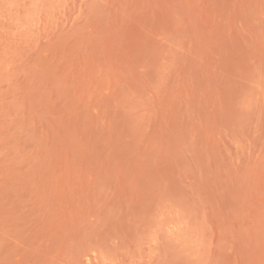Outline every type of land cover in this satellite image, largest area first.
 <instances>
[{"label":"rangeland","instance_id":"1","mask_svg":"<svg viewBox=\"0 0 264 264\" xmlns=\"http://www.w3.org/2000/svg\"><path fill=\"white\" fill-rule=\"evenodd\" d=\"M0 264H264V0H0Z\"/></svg>","mask_w":264,"mask_h":264}]
</instances>
